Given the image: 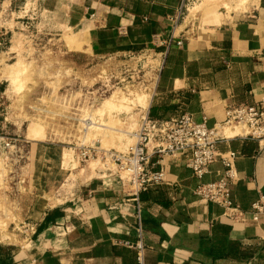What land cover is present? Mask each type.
I'll list each match as a JSON object with an SVG mask.
<instances>
[{"label": "crops", "instance_id": "0c3cea01", "mask_svg": "<svg viewBox=\"0 0 264 264\" xmlns=\"http://www.w3.org/2000/svg\"><path fill=\"white\" fill-rule=\"evenodd\" d=\"M238 1L217 22L177 28L173 18L182 0H56L54 11L60 25L74 29L92 51L157 52L162 63L147 105L150 119L189 113L218 126L228 106L259 102L264 94V0ZM173 32L175 39L167 45ZM3 35L0 26V65ZM3 95L0 79V108ZM228 135L219 150L239 152L231 188L243 213L231 216L202 200L194 193L199 180L185 155L159 157L152 141L149 154L152 161L160 158L166 181L139 195L140 219L128 175L120 167L77 169L65 184L63 161L52 163L45 173L48 200L36 209L30 203L25 220L31 228L14 248L0 251V262L140 264L135 245L141 241L144 264H264V219L250 213L264 195V139L244 132ZM223 172L218 161L204 181L219 179Z\"/></svg>", "mask_w": 264, "mask_h": 264}, {"label": "rangeland", "instance_id": "374dc122", "mask_svg": "<svg viewBox=\"0 0 264 264\" xmlns=\"http://www.w3.org/2000/svg\"><path fill=\"white\" fill-rule=\"evenodd\" d=\"M54 1L0 0V251L6 253L31 228L30 203L36 209L48 200L52 163L63 161L65 184L77 169H121L116 157L137 142L162 63L153 50L119 55L83 47L74 29L60 25ZM235 6L187 0L180 23L217 22Z\"/></svg>", "mask_w": 264, "mask_h": 264}, {"label": "built area", "instance_id": "2783aa9c", "mask_svg": "<svg viewBox=\"0 0 264 264\" xmlns=\"http://www.w3.org/2000/svg\"><path fill=\"white\" fill-rule=\"evenodd\" d=\"M187 0L182 3L174 16L175 28L180 24ZM175 39V34L170 36L167 45ZM182 44V41H178ZM240 128L246 136L264 139V94L259 102L232 104L226 108L225 118L218 126H210L207 119L197 121L191 114L183 113L167 121H158L145 117L138 138L132 150L122 157H116L121 169L128 174L132 186V196L137 205V216L140 219L141 205L139 195L150 188L163 184L166 181V171L159 166L160 158L152 161L148 146L154 141V153L159 157L165 155H185L187 165L193 175L199 180L194 188V193L202 200L212 202L224 207L231 212V216L243 213V210L232 198V184L237 178L235 168L239 152L229 149L220 152L219 144L231 138L228 130ZM220 161L224 166L223 175L216 180L204 181L210 167ZM250 213L257 220L264 219V195L255 201ZM138 230L141 232L142 227ZM140 264H144V245L138 242Z\"/></svg>", "mask_w": 264, "mask_h": 264}, {"label": "bare ground", "instance_id": "6f19581e", "mask_svg": "<svg viewBox=\"0 0 264 264\" xmlns=\"http://www.w3.org/2000/svg\"><path fill=\"white\" fill-rule=\"evenodd\" d=\"M148 102H147V105L149 104V100H147ZM236 130H232V134L231 135H233V134H235L234 132H235Z\"/></svg>", "mask_w": 264, "mask_h": 264}]
</instances>
